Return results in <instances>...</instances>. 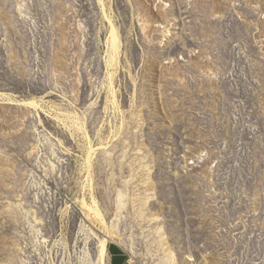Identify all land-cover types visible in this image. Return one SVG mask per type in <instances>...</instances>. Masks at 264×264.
Listing matches in <instances>:
<instances>
[{
  "label": "rangeland",
  "instance_id": "obj_1",
  "mask_svg": "<svg viewBox=\"0 0 264 264\" xmlns=\"http://www.w3.org/2000/svg\"><path fill=\"white\" fill-rule=\"evenodd\" d=\"M93 209L107 264H264V0H0V264H100Z\"/></svg>",
  "mask_w": 264,
  "mask_h": 264
},
{
  "label": "bare ground",
  "instance_id": "obj_2",
  "mask_svg": "<svg viewBox=\"0 0 264 264\" xmlns=\"http://www.w3.org/2000/svg\"><path fill=\"white\" fill-rule=\"evenodd\" d=\"M113 38H114V44H113V51H114V55H116V57H118L117 55H118V52H119V45H118V40H117V35H116V33H115V31L113 32ZM115 57V58H116ZM114 61H116L115 59H114ZM114 64H116V63H114ZM125 197V196H124ZM122 200H123V198H122ZM123 203V202H122ZM84 209V208H83ZM87 209V208H86ZM85 210V209H84ZM88 210V209H87ZM86 210V211H87ZM94 210V220H96L97 222H99L100 224V226H102V228L103 227H105L104 229V232H105V237H107L109 234H108V227H106V225H105V221H104V217H103V215L101 214V213H99L98 212V210H96V209H93ZM91 213V212H90ZM90 215V214H89ZM92 216V215H91ZM92 216V217H93ZM109 240H110V238L109 237H107L106 239H104V240H102L101 242H100V250H99V263L100 264H107V262H108V243H109Z\"/></svg>",
  "mask_w": 264,
  "mask_h": 264
},
{
  "label": "crops",
  "instance_id": "obj_3",
  "mask_svg": "<svg viewBox=\"0 0 264 264\" xmlns=\"http://www.w3.org/2000/svg\"><path fill=\"white\" fill-rule=\"evenodd\" d=\"M111 264H135L118 246H110Z\"/></svg>",
  "mask_w": 264,
  "mask_h": 264
}]
</instances>
